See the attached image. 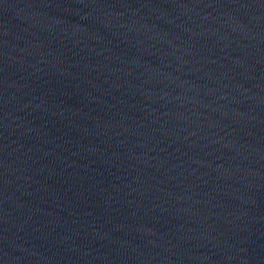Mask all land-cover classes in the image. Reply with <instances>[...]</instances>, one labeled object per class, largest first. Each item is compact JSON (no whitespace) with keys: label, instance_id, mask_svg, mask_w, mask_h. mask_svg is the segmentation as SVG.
Wrapping results in <instances>:
<instances>
[{"label":"water","instance_id":"obj_1","mask_svg":"<svg viewBox=\"0 0 264 264\" xmlns=\"http://www.w3.org/2000/svg\"><path fill=\"white\" fill-rule=\"evenodd\" d=\"M0 264H264V177L0 161Z\"/></svg>","mask_w":264,"mask_h":264}]
</instances>
